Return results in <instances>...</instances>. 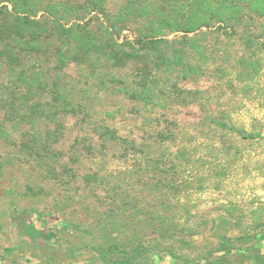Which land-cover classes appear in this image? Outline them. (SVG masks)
<instances>
[{
    "label": "rangeland",
    "instance_id": "rangeland-1",
    "mask_svg": "<svg viewBox=\"0 0 264 264\" xmlns=\"http://www.w3.org/2000/svg\"><path fill=\"white\" fill-rule=\"evenodd\" d=\"M105 1L111 13L123 2ZM135 29L129 24L119 41L134 37ZM209 44L216 55L203 65L201 74L182 79L175 73L170 78L154 70L148 75L150 82L166 83L170 97L164 105L131 99L110 82L99 89L86 69L71 63L65 79L75 85V98L84 112L65 115L59 120L62 128L55 122H39L36 128L44 134H56L48 141L47 153L37 160L22 145L33 127L7 126L10 138H0V158L8 160L0 179V264H103L89 247L99 241V230L95 210L87 205L108 207V195L116 199L125 195L127 210L135 203L157 219L169 216L195 224L231 218L243 227L251 226L250 230L253 225L251 242L223 251L241 264H260L259 259H264V46L258 45L257 72L243 80L236 57L246 51L244 44L224 36L216 39V33L209 36ZM141 66V61H129L121 74L136 80L144 73ZM178 90L191 93L183 98ZM2 115L0 110V122ZM104 126L116 130L122 140L141 144L140 150H126L121 140L103 145L98 133ZM236 129L261 136L244 138ZM161 130H172L174 138L162 140ZM89 142L94 150L86 147ZM48 168L55 169V175ZM92 173L105 176L106 182L87 184L83 177ZM166 177L178 188L152 192L151 187ZM132 213L124 219L136 220ZM114 219L124 220L117 215ZM72 223L91 228L95 238L78 236ZM208 227L193 238L187 236L194 244L192 250L185 249L190 255L206 246L215 249L223 239L218 235L238 233L231 225L217 226L212 232ZM252 243L255 250L248 249ZM161 244L152 253L151 264H173L170 243Z\"/></svg>",
    "mask_w": 264,
    "mask_h": 264
},
{
    "label": "trees",
    "instance_id": "trees-1",
    "mask_svg": "<svg viewBox=\"0 0 264 264\" xmlns=\"http://www.w3.org/2000/svg\"><path fill=\"white\" fill-rule=\"evenodd\" d=\"M129 24L136 25L134 37L125 36L119 41ZM213 33L216 39L224 36L244 44L246 51L236 57L243 67L238 74L243 75V80L253 76L257 72L258 45L264 46V0H123L113 13L107 10L105 0H0V138H10L7 126L27 123L34 131L22 145L35 160L47 153L48 141L56 133L44 134L36 128L39 122H55L62 128L59 120L65 115L84 112L76 101L75 85L65 79V69L71 63L86 69L99 89H106L110 82L131 99L164 105L170 97L166 83L150 82L148 75L154 70L170 78L175 73L182 79L201 74L203 65L216 55L209 44ZM129 61L142 62L144 73L136 80L121 74ZM172 88L176 91L177 84L173 83ZM190 93L177 91L178 96L184 94L183 98ZM236 131L244 138L261 136L259 132ZM159 135L162 140L174 138L172 130H161ZM98 136L103 145L121 140L125 149L141 148L136 141L122 140L108 126L101 127ZM86 147L94 150L92 142ZM179 153L185 156L183 151ZM7 161L0 158V179ZM43 163L50 166L45 159ZM47 170L55 173V169ZM83 178L87 184L94 182L98 186L106 182L99 173ZM164 180L155 183L152 192L178 188L167 177ZM107 197L111 199L108 207L87 205L88 210H95L99 230V241L90 242L89 247L103 264H151L152 253L163 241L170 243L176 259L173 264H241L223 250L241 249L237 243L242 246L255 237L252 230L256 227L252 225L250 230L251 226L243 227L239 220L220 218L210 223L203 219L193 224L169 216L157 219L135 203L127 210L123 205L129 201L125 195L119 199L108 195L105 200ZM131 210L136 220H125ZM114 215L124 220H115ZM208 225L210 232L217 226L231 225L238 233L235 237L218 235L223 239L214 250L206 246L190 255L185 249L192 250L194 244L187 236L193 238ZM71 226L78 236L95 238L91 228L78 223ZM150 233L155 236L149 238ZM248 249L255 250L254 244ZM216 251L222 252L215 254ZM259 262L264 264V259Z\"/></svg>",
    "mask_w": 264,
    "mask_h": 264
}]
</instances>
